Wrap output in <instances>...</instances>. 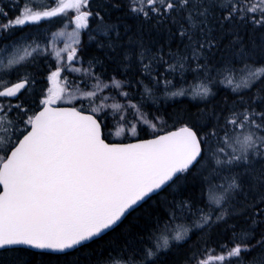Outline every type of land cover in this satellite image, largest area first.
I'll list each match as a JSON object with an SVG mask.
<instances>
[{"label": "snow or ice", "instance_id": "snow-or-ice-1", "mask_svg": "<svg viewBox=\"0 0 264 264\" xmlns=\"http://www.w3.org/2000/svg\"><path fill=\"white\" fill-rule=\"evenodd\" d=\"M90 3L57 0L56 7L47 10L24 3L12 18L0 6V34L67 17L69 11L74 13L69 22L75 25L71 33H56L67 36L70 43L53 49L57 63L47 77L51 87L39 100L40 110L31 115L20 99L34 78L20 72L48 51L35 41L13 46L10 55L0 46V264H31L25 256L59 259L83 251L144 203L193 174L204 181L200 194L204 206L176 197L163 201L166 210L155 216L151 229L108 249L104 264H160L163 254L189 240L193 228L202 233L221 225L231 229V246L222 245L223 254L196 264H264V233L258 239L255 236L258 226L264 225V110L258 112L252 105L233 110L224 120L222 134L210 129L205 136L199 124H183L151 139L125 142L141 132L159 133L163 124L131 100L126 106L108 103V96L98 95L111 87L127 99L130 94L123 89L131 81L112 77L110 85L101 84L91 64L87 70L76 67L82 63L78 55L81 30H89L90 21L96 28L89 40L97 41L98 47L105 45L97 36L108 38L107 46L113 50L111 37H119L118 26L101 12L119 8L120 3L102 0L103 7L97 11L89 8ZM127 7L137 19L165 29L175 43L174 48L171 43L168 46V61L163 60V51L153 56L141 41H137L138 52L124 55L125 70L135 60L153 86L137 81L144 87L142 98L152 97L153 88L162 86L170 98L191 95L209 100L214 95L213 50L220 44L217 33L225 26L232 30V46L240 49L241 67L228 61L215 68V75L222 76L220 82L235 93L254 88L264 92V60L249 63L237 30L250 29L259 35V51L264 52V0H128ZM159 62L167 64L170 74L192 72L194 79L204 76L205 80L175 90L171 79L153 73ZM12 73L17 80L9 83ZM65 73L94 78L95 88L76 95L79 89L70 90ZM76 100L88 103L76 106ZM253 100L264 104L262 95H254ZM108 115L116 121L114 135L119 143H110L105 136ZM193 216L191 227L177 223Z\"/></svg>", "mask_w": 264, "mask_h": 264}, {"label": "trees", "instance_id": "trees-1", "mask_svg": "<svg viewBox=\"0 0 264 264\" xmlns=\"http://www.w3.org/2000/svg\"><path fill=\"white\" fill-rule=\"evenodd\" d=\"M25 2V0H5L2 7L8 13V17L12 18L18 15L21 5ZM108 2H119L121 5L119 8H104L101 12L102 15L106 14L111 23L117 25L119 28V37L115 35L111 37L114 50L107 46L109 40L106 37L97 36V40L105 45L103 48L97 46V41L89 40V33L95 34L96 28L95 23L92 21L89 30L83 33V40L80 45V52L78 53L82 63H78L77 66L87 70L89 64H91L92 71L95 76L100 78L101 84L110 85L112 77L122 81H131L123 89V91H128L130 94L127 99L118 95L117 90L111 87L106 88L103 92L98 93V95L108 96V103L119 102L126 106L127 101L131 100L132 103L137 104L142 110H145L150 117L156 116L160 118V122L163 124L159 133H153L150 130L141 132L140 137H128L125 142L135 141L136 139H148L154 137L156 134L178 129L183 124H199L205 136L208 135L210 129H214L222 134L224 120L231 115L233 110L242 111L243 107L248 105H252L258 112L264 110V104L259 100H253L254 95L264 96V92H257L254 88L252 91L235 93L226 83L220 82L223 80L222 76L217 77L215 75V68L223 67L228 61H232L237 68L241 67L237 62L241 55L240 49L232 46V30L227 28V26L217 33L220 44L213 50L214 60L212 66H210L213 68L211 87L214 95L209 100L194 99L191 95L170 98L165 95L162 86L153 88L152 97L142 98V93L144 92L143 85H147L148 87L153 86L150 80L141 74L140 64L135 60L132 61V67L125 70L124 66L126 62L123 61L124 55L133 51L138 52L137 41H141L144 47L151 51L153 56H158L163 51L165 53L163 60L168 61V46L171 43L174 48L175 43L170 40L169 34L165 29L160 28L157 30V25L137 19L127 7L128 0H108ZM102 7V0H91L89 4V8L93 11L100 10ZM64 19L56 17L48 21H42L36 25L17 28L14 29L13 34L23 37L28 35V33L32 34V37L28 38L26 43L31 40H39L44 34H51L63 25ZM0 20H3V18L0 17ZM237 30L243 36L244 50L250 56L249 63L264 60V52L259 51L262 38L259 35H253L250 29L248 31L243 29ZM55 66L54 60L51 57L38 56L34 64L27 65L20 72V75L23 76L27 70V75L34 78V83L27 89L26 94H21L22 98L20 99L23 107L29 110V115L33 111H39L42 107L39 104V100L50 86L47 77L54 70ZM157 72L162 77L171 79L175 90H179L181 87L188 89L205 80L204 76L200 77V80L194 79V73L192 72H184L183 74L175 72L170 74L167 71V64L163 62L154 64L153 73ZM181 75L184 77L183 81L181 80ZM9 78L14 83L17 80V75L12 73ZM67 78L69 85H71L70 90L79 89V93L93 90L96 85L94 78L84 77L79 73L75 75L69 73ZM141 80L143 81V85L137 83V81ZM81 103L87 104L88 101H76L74 104L79 106ZM128 111L131 113L132 110L128 109ZM132 122L134 123L135 120L133 119ZM115 123L116 121L112 115H108L106 118L107 127L105 129V136L108 142H121L114 135L116 130L114 127ZM213 148H215L214 144ZM202 184H204V181L199 177V174L189 175L181 185L174 186L156 200L144 203L137 211L127 216L114 231L105 235L101 240L93 242L83 251L59 259L50 256H45L43 260L39 256L31 258L25 256L24 259H30L31 264H104V260L108 255V249L124 245L126 240H131L134 236L146 233L151 229L155 216L166 210V205L162 203L163 201L167 200L171 202L173 197H176L177 200H189L196 202L198 207H203L204 203L200 195L203 190ZM237 211L239 213L242 209H238ZM194 220L195 216L186 219L189 224H192ZM262 233H264V225H259L255 233L256 238L258 239ZM231 240V229L226 225L216 226L202 233L201 230L193 228L189 240L183 245L174 247L171 252L163 254L160 257V264H196L198 260L223 254L222 245L230 247ZM26 251L31 252V250Z\"/></svg>", "mask_w": 264, "mask_h": 264}, {"label": "rangeland", "instance_id": "rangeland-1", "mask_svg": "<svg viewBox=\"0 0 264 264\" xmlns=\"http://www.w3.org/2000/svg\"><path fill=\"white\" fill-rule=\"evenodd\" d=\"M4 1L5 0H0V6H2ZM25 1H26L25 3H29L30 6H34L35 10H47L48 8L56 7V4H57V0H25ZM58 17H62L63 19L65 18L63 25H61L57 30H55L51 34H44L39 40H31L30 42L27 43V44H31V43H33V41H36V43H39L42 48H46L48 51V54L47 55H40V56L41 57H51L54 60L55 65H56L57 61L53 58L54 57L53 49H62L66 43H70L67 36L57 37L56 33H58V32L71 33L72 31L75 30V25L70 23L69 19H68V17H74V13L72 11H69L67 17H65V16H58ZM54 18H56V17H54ZM48 20H51V19H48ZM48 20H43V21H48ZM89 23L91 25L92 21H90ZM30 25H36V24H30ZM30 25H26L25 27L30 26ZM13 31H14V29L11 30L10 32L5 33V34L4 33L0 34V46H3L7 50L9 55L11 54L12 51H14L13 46L19 47L23 44H26L27 39L32 37L31 36L32 34H29V33H28V35H26L27 37L26 36L25 37L16 36V34H13ZM85 31L86 30H81V34H80L81 42L83 40L82 39L83 33H85ZM0 58H2V56H0ZM76 67H78L77 64H76ZM25 72H28V71L26 70ZM68 74L69 73H65V75L67 77H68ZM71 74L75 75L77 73H71ZM8 82L13 83L10 80V78H8ZM49 87H51V84ZM46 91H45V93H46ZM81 93L76 92L75 94L80 95ZM76 101L81 102L84 100H76ZM64 105H67V104H64ZM177 223L178 224L182 223V224L190 226V227L193 224V223L189 224L188 221H186V220H181L179 222L177 221Z\"/></svg>", "mask_w": 264, "mask_h": 264}, {"label": "water", "instance_id": "water-1", "mask_svg": "<svg viewBox=\"0 0 264 264\" xmlns=\"http://www.w3.org/2000/svg\"><path fill=\"white\" fill-rule=\"evenodd\" d=\"M22 94V93H21ZM62 106H67V107H70L69 105H62ZM174 130H176V129H174ZM174 130H171V131H174ZM169 132V131H168ZM165 133H167V132H164V133H161V134H165ZM151 138H153V137H151ZM151 138H148V139H151ZM131 142H135V141H131ZM110 143H119V142H110ZM125 220V219H124ZM123 220V221H124ZM28 250H30V249H28ZM31 251H33V250H31Z\"/></svg>", "mask_w": 264, "mask_h": 264}]
</instances>
